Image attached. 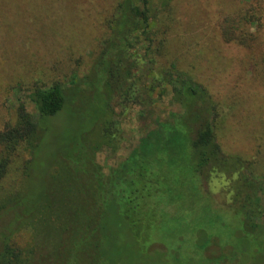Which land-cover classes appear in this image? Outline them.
<instances>
[{"label":"rangeland","instance_id":"1","mask_svg":"<svg viewBox=\"0 0 264 264\" xmlns=\"http://www.w3.org/2000/svg\"><path fill=\"white\" fill-rule=\"evenodd\" d=\"M119 1L0 0V129L14 117L18 98L37 115L28 98L35 86L57 81L72 86L73 80L84 81L109 34L107 22ZM256 1L262 31L253 25L243 33L247 46H241L224 40L223 24L238 20L247 11L249 0H173L169 12L173 21L169 25L165 12L157 24L159 31L167 30L165 36L160 35L166 43L158 62L162 66L175 63L206 85L223 112L219 136L224 150L252 160L261 173L264 0ZM82 88L91 90L92 83L84 82ZM92 95L87 91L72 105L82 108L90 101L87 111L68 110L47 120L49 130L31 176L35 185L29 190L32 199L41 196L68 146L98 114L93 107L96 104L99 110L100 101L94 103ZM112 107L96 127L83 134L88 147L100 144L94 159L106 174L136 146L150 125L137 108L122 113L116 101ZM155 108L164 120L180 107L167 96ZM110 119L120 121V130L115 131L119 140H111V135L105 140L102 134ZM165 152L168 158L161 162L122 164L119 176L108 181L107 189L116 196L111 210H118L121 216H113L107 224L108 255L98 264H264V227L245 230L238 199L240 166L235 160L231 172L217 168L200 182L192 173L186 148ZM27 157L28 152H22L15 158L4 191L25 187L20 168ZM142 169L143 177H139ZM129 196L133 204L125 206ZM103 201L109 206L112 198L107 194ZM25 231L19 238L22 243ZM256 242L261 245H252ZM73 256V264H88L79 250Z\"/></svg>","mask_w":264,"mask_h":264},{"label":"trees","instance_id":"2","mask_svg":"<svg viewBox=\"0 0 264 264\" xmlns=\"http://www.w3.org/2000/svg\"><path fill=\"white\" fill-rule=\"evenodd\" d=\"M172 1L120 0L107 22L109 34L82 83L73 80V85L68 86L57 81L35 86L28 98L37 115L18 98L14 117L0 129V264H73L75 250L88 264H98L108 255L107 224L113 216H121L118 210H111L116 196L107 189L108 181L119 176L122 164L151 159L161 162L168 158L165 150L180 147L188 150L192 173L200 182L202 177L208 179L216 173L217 168L231 172L230 165L240 166L238 199L245 230L255 232L264 227V171L256 172L252 160L224 150L219 136L223 112L206 85L175 63L162 66L158 62L166 43L160 35L165 36L167 30L159 31L157 24L165 12L171 11ZM258 9L259 2L249 0L247 11L238 20H226L224 40L247 46L243 33L253 25L262 31ZM172 21L170 13L169 25ZM87 81L92 83L91 90L82 88ZM87 91L93 92L94 103L100 101L99 110L96 104L93 107L98 114L73 140L75 143L65 149V158L56 168L59 170L55 173L53 168L41 196L32 199L29 190L35 185L31 176L49 130L47 120L68 110L87 111L90 101L84 108L72 106ZM167 96L180 108L170 111L168 118L162 120L155 106ZM113 101L122 113L137 108L139 116L149 118L150 125L136 146L106 174L94 159L100 144L88 147L83 134L113 110ZM103 130L105 140L110 135L111 140H119L115 131L119 132L120 121L110 119ZM22 152H28L20 168L25 187L4 191L15 158ZM138 172L143 177V169ZM107 194L112 198L109 206L103 201ZM124 201L125 206L133 204L130 196ZM24 229L28 231L22 243L19 238Z\"/></svg>","mask_w":264,"mask_h":264}]
</instances>
